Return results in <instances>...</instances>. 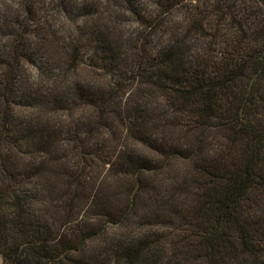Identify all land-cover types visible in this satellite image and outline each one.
<instances>
[{
	"label": "trees",
	"instance_id": "trees-1",
	"mask_svg": "<svg viewBox=\"0 0 264 264\" xmlns=\"http://www.w3.org/2000/svg\"><path fill=\"white\" fill-rule=\"evenodd\" d=\"M2 264H264V0H0Z\"/></svg>",
	"mask_w": 264,
	"mask_h": 264
},
{
	"label": "rangeland",
	"instance_id": "rangeland-1",
	"mask_svg": "<svg viewBox=\"0 0 264 264\" xmlns=\"http://www.w3.org/2000/svg\"><path fill=\"white\" fill-rule=\"evenodd\" d=\"M0 264H2V257H1V255H0Z\"/></svg>",
	"mask_w": 264,
	"mask_h": 264
}]
</instances>
